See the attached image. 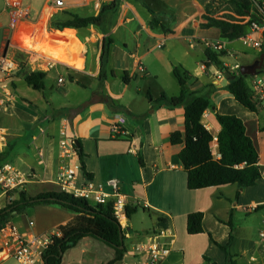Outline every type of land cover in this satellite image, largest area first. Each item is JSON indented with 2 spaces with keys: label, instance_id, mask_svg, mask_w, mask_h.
<instances>
[{
  "label": "crops",
  "instance_id": "crops-1",
  "mask_svg": "<svg viewBox=\"0 0 264 264\" xmlns=\"http://www.w3.org/2000/svg\"><path fill=\"white\" fill-rule=\"evenodd\" d=\"M33 1L27 3L30 15L34 13V21H37L45 14L46 29L51 18L65 19L64 13L81 18L97 16L101 8L111 2L117 3V10L107 14L98 28L49 34L43 31V19L35 27L37 37H17L15 43L21 49L57 63L50 70H39L28 63L23 53L14 50L25 58L22 63L27 66L26 70L18 67L8 75L0 74V101L3 102L0 168L10 165L29 179L14 191L23 190L30 197L62 192L56 177L62 164L59 141L60 131L64 129L67 138L79 141L84 169L90 175V178L85 177L80 168L77 185L91 181L108 193L107 183L116 180L120 193L128 199L127 207H138L129 220L125 219L126 254L114 264H138L141 256L135 257V246L160 231H166L163 241L169 247L161 264H230L219 248L227 244L235 264H264V241L257 237L264 227V133L260 131L264 126V112L256 115L240 106L225 91L227 84L223 87L226 80L223 74L214 66H205L204 43L221 40L217 29L200 28L210 0H61V8H54L48 0ZM148 10L155 13L159 27H150ZM7 24V10L0 3V45ZM78 34L84 38L83 42L79 41ZM104 38H110L112 45L107 65L100 71L99 56ZM181 50L183 54L177 56V51ZM259 56V50L242 48L224 54L220 61L231 69L252 64ZM227 59L233 62L230 64ZM177 65L189 73L187 87L190 91L208 93L215 112L241 119L246 136L258 154L261 178L237 198L236 185L197 191L186 187V174L178 159L183 145L170 144L172 133H183V110L153 105L146 97L147 93L154 100L162 93L167 97L179 94L172 75ZM35 71L45 73L46 80H55L60 92L67 82L64 74L73 78L74 82H69L70 93L76 96L78 90L84 91L83 101L64 100L55 104L45 92L33 90L30 93L22 89L23 74ZM125 72L128 76L124 83ZM50 73H54L55 79L48 76ZM85 77L89 85L80 82ZM214 111L206 110L202 119L214 138L213 154L216 155L215 137L220 127ZM114 126L121 129V134L112 133ZM38 151L43 158L41 161ZM69 164L80 167L77 152ZM7 195L0 189V209L6 206ZM142 208L149 212L142 211L144 224H138L133 215L135 217ZM192 213H202L203 232L196 236L186 233V218ZM15 217L10 222L19 232L42 235L59 231V227L70 223L75 215L56 206L41 205ZM157 217L162 222H157ZM29 221L33 222L31 228ZM113 259L112 249L95 239L83 238L63 254L61 264H109Z\"/></svg>",
  "mask_w": 264,
  "mask_h": 264
},
{
  "label": "trees",
  "instance_id": "trees-1",
  "mask_svg": "<svg viewBox=\"0 0 264 264\" xmlns=\"http://www.w3.org/2000/svg\"><path fill=\"white\" fill-rule=\"evenodd\" d=\"M229 6L232 13L222 17L215 16V9L221 6ZM117 10V3L111 2L101 8L97 16L81 18L75 14L64 13L66 18L53 17L48 22V29L62 32L64 30H86L98 28L103 23L109 13ZM249 11L247 0H227L226 2L210 0L205 6L200 24L201 29L215 28L220 33L221 40L233 42L246 34L247 25L241 23V18L245 17ZM151 15L149 23L151 28L159 27V21L155 13L148 10ZM112 40L104 38L101 43L99 63L100 71L105 68L108 62L110 46ZM260 55L264 54V42L259 49ZM205 66H214L227 80L225 91L234 100L248 111L259 115L255 104L251 99V90L248 86L247 78L242 77L238 71H231L225 67L220 59L224 52L216 53L209 49L205 50ZM14 59L22 68L21 54L14 52ZM23 70V68H22ZM172 75L179 87V94L176 97H167L160 94L157 99H152L150 94H146L148 101L159 107H166L170 110L181 108L184 115L183 133L174 132L170 135V144L173 146L183 145L178 154V159L186 174V187L189 191H197L209 188H220L230 185L237 186L236 198L246 188L256 185L261 178L258 167V154L246 136L245 127L241 119L234 115H220L214 111L208 93L200 94L190 91L187 82L190 80L188 72L174 68ZM113 76V73H110ZM128 74L125 72L122 81H127ZM101 77V72H100ZM45 73L41 71L26 72L23 74L24 83L34 91H44ZM70 82H74L70 79ZM81 86L80 83H76ZM206 110L214 111L215 120L220 130L215 137L216 155L213 154L214 138L203 124V114ZM264 133V126L260 128ZM80 168L84 176L90 178L85 172L82 162V150L79 141L75 146ZM139 164L142 159L138 154ZM16 196V199L13 197ZM6 206L0 209V226L13 217L23 215L35 206H56L75 215V218L65 226L59 227L61 237L55 239L53 245L44 256V264H61L63 254L74 248L83 238L95 239L114 251V259L109 264H114L123 259L126 254L124 232L113 216L111 203L105 205H95L91 202L73 197L65 192H46L35 197H30L25 191H12L7 195ZM136 208L126 207L125 215L129 220L130 216L137 211ZM142 211L149 212L142 208ZM151 214V213H149ZM157 222H162L157 217ZM202 213H192L186 218V233L189 236L202 234ZM232 235L230 234V240ZM227 244L219 247L226 256V262L235 264L228 252Z\"/></svg>",
  "mask_w": 264,
  "mask_h": 264
},
{
  "label": "built area",
  "instance_id": "built-area-1",
  "mask_svg": "<svg viewBox=\"0 0 264 264\" xmlns=\"http://www.w3.org/2000/svg\"><path fill=\"white\" fill-rule=\"evenodd\" d=\"M31 0H0L8 13V24L4 28L2 35V45H0V74L8 75L17 70L19 65L10 52L17 48L22 52L28 63L36 65L37 69L50 70L56 62L42 57L40 54L33 53L12 44L15 36L37 37L36 25L44 19L43 31L46 29V15L42 14L37 21L30 22V8L27 3ZM54 8H61V0H48ZM249 11L241 18V23L247 25V32L237 41L228 42L224 40L204 43L206 49L216 53H233L234 46L239 44L247 50H259L264 42V0H247ZM37 22V23H36ZM239 67L234 66L230 70L238 71ZM248 86L251 90V99L258 111L264 112V74L248 77ZM8 96L9 94L6 93ZM3 102L0 101V107ZM113 134H121V129L117 126L112 127ZM61 140L59 141L60 165L56 182L62 192L73 195L75 198L84 199L95 205H105L111 203L114 218L119 223L122 230L125 228V210L128 206V199L120 193L119 183L111 180L107 183L110 191L107 193L100 185H95L91 181H85L77 185L80 167L76 164H69L72 157L76 155L74 141L66 137L64 129L60 131ZM38 160H43L41 152L38 151ZM28 177L21 174L10 165L0 168V189L1 193L7 194L19 189L26 184ZM31 228L33 222L29 221ZM165 232L160 231L146 237L144 241L137 244L133 250L135 257L141 256L138 264H161L169 253V247L164 243ZM61 237L60 231L37 235L32 232H19L17 228L7 221L0 226V264L6 260H13L17 264H44V256L48 249L53 245L55 239ZM257 237L264 241V227L259 230Z\"/></svg>",
  "mask_w": 264,
  "mask_h": 264
},
{
  "label": "rangeland",
  "instance_id": "rangeland-1",
  "mask_svg": "<svg viewBox=\"0 0 264 264\" xmlns=\"http://www.w3.org/2000/svg\"><path fill=\"white\" fill-rule=\"evenodd\" d=\"M33 1V0H32ZM43 1V0H42ZM33 4L35 3L34 1L32 2ZM216 13H215V16H217V17H222V16H224V15H228L229 13H232V9L229 7V6H225V5H223V6H221V7H217L215 10H214ZM33 14L34 13H31V15H30V22H33L34 20H36V17H35V19H34V16H33ZM55 31H48V33L49 34H53ZM2 33V32H1ZM1 33H0V37H1ZM20 35H17V36H15L14 38H13V40L11 41L12 42V44L15 46V47H18L17 45H16V39H17V37H19ZM75 36V35H74ZM78 39H79V41L80 42H83L84 41V38L83 37H81L80 36V34H78ZM186 47V46H185ZM229 47H235L236 49H238V50H240V49H242V47L239 45V44H236V45H234V46H229ZM18 48H20V47H18ZM86 48H87V50L89 51V49H88V46L86 45ZM15 51H20V50H18L17 48H15L14 49ZM81 51H83V48H82V46H81ZM22 53V52H21ZM181 54H183V51L181 50V51H177V56L179 55V56H181ZM10 55L11 56H14V52H10ZM165 56L167 57V58H172L170 55H167V54H165ZM176 56V57H177ZM23 60H25V58L24 57H21ZM186 59H190L189 57H186ZM240 60H242V62H244V59H239V61ZM227 62L228 63H232L233 61H231L230 59H227ZM57 63V62H56ZM26 65H23L22 66V68H23V71L24 70H26ZM176 67H178L179 68V66L177 65ZM51 79H55V76H54V73H50L49 75H48ZM67 75L66 74H64V80H66L67 82L64 84L65 85V87L63 88V91L62 92H60V89L58 88V87H56V81L55 80H53V81H51V80H44V91L43 92H45V94H46V97H51V100H52V102H54L55 104H59V103H62V102H64V100H69V101H75V102H82L83 101V99H82V97H84L86 94H85V92L84 91H82V90H78V92H77V95L76 96H72V94L70 93V90L72 89V87L70 86V79H73V78H68V77H66ZM161 76H163V74L161 75ZM80 82L83 84H86V85H89L90 84V82L88 81V79H87V77H85V78H83V79H80ZM60 84H63V82L61 83L60 82ZM22 89H28V91L30 92V93H33V90L32 89H30V88H27V86H25V84H21V86H20ZM48 97V98H49ZM143 217L144 216H142V210L140 209L139 210V212L137 213V215L134 217V215H133V219L136 221V222H138V224H144V222H143ZM16 217H14V219H15ZM15 224V223H14ZM8 264H16L13 260H11V261H9L8 262Z\"/></svg>",
  "mask_w": 264,
  "mask_h": 264
},
{
  "label": "water",
  "instance_id": "water-1",
  "mask_svg": "<svg viewBox=\"0 0 264 264\" xmlns=\"http://www.w3.org/2000/svg\"><path fill=\"white\" fill-rule=\"evenodd\" d=\"M238 73L244 78L264 74V54H261L252 64L240 66ZM226 84L227 80L224 81L223 87ZM74 144L77 146V141H74Z\"/></svg>",
  "mask_w": 264,
  "mask_h": 264
}]
</instances>
